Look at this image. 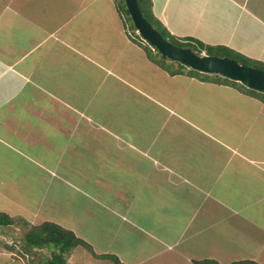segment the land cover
Returning a JSON list of instances; mask_svg holds the SVG:
<instances>
[{"label": "crops", "instance_id": "crops-1", "mask_svg": "<svg viewBox=\"0 0 264 264\" xmlns=\"http://www.w3.org/2000/svg\"><path fill=\"white\" fill-rule=\"evenodd\" d=\"M117 1L0 0V187L5 190L0 211L11 217L24 211L31 224L61 225L41 212L43 201L67 183L82 189L92 175L83 171V160L112 156L110 148L101 152L97 144L108 137L109 146L124 156L123 172L113 168L107 175L121 177L126 191L131 176L136 178L124 211L112 203L105 209L126 221L128 231L146 234L142 246L151 252L127 259L130 242L120 240L122 250L98 249L86 236L96 254H116L126 264H176V248L188 238L193 250H178L188 264L206 257L222 264L244 259L264 264L261 93H250L240 81L187 70L172 74L157 65L124 26ZM151 3L173 36L264 62V0ZM146 172L153 190L147 189ZM27 176L42 180L38 208L27 205L24 194L19 201L9 194ZM147 192L155 194V205L146 210ZM142 196L141 207L135 205ZM139 209L154 229L136 222L133 213ZM62 226L77 234L76 223ZM164 232L173 235L165 239L159 234ZM257 239V253L233 251L220 259L218 242ZM169 250L175 251L173 259L165 255Z\"/></svg>", "mask_w": 264, "mask_h": 264}, {"label": "rangeland", "instance_id": "rangeland-1", "mask_svg": "<svg viewBox=\"0 0 264 264\" xmlns=\"http://www.w3.org/2000/svg\"><path fill=\"white\" fill-rule=\"evenodd\" d=\"M146 4H148V2H145V5ZM169 38L173 40L174 42H176V44H179L180 46L187 45V43H185L182 39L174 38V37H169ZM216 53H223V51L217 50ZM228 54L231 57L236 58L244 63L264 69V62L251 60L250 58H248V56L246 58L245 57L246 55H242L236 51L229 50V49H228ZM170 61H171L170 66L174 67L176 65L175 67L177 69H181L180 65L182 63L178 61H172V60ZM164 62L165 61H162V64H164ZM156 64L160 65L159 63H156ZM162 68L164 67L162 66ZM182 69H185L191 73H196L199 75L204 74V75H210L216 78H221L223 81H229V83H232V84H234L235 82L233 79L225 77L221 74L205 73L197 69L189 68L185 65L183 66ZM149 72L154 73V71L152 70H150ZM244 86L246 87V85ZM246 88H247L246 89L247 91H249L250 93H253L254 89L249 88V87H246ZM260 95H263V94H260ZM107 140H108V137L104 138L103 143L100 142L97 144L99 146L100 151H101V148L102 149H106V147L110 148L112 152V156L102 154L98 156L99 158L98 157L95 158L92 156V159L89 158L88 160H83V162L86 163L84 164L83 171L86 169V171H84L85 174H89V173L92 174L90 176L91 179L87 180L85 186L82 189L80 187L74 189L72 187H68V183H67L65 184L66 186L64 187L58 186L55 189L53 188L50 193H55L56 196L53 199L49 198V200H47L46 202L43 201V205L48 210L46 208L42 210V206H41V212L47 211L52 217L56 219V221L61 222V225H64L65 222L71 226L73 223H76L78 225L76 227L77 234L80 233L84 235L83 236L84 239L86 238V236L90 237L91 243L93 244L94 242L98 249H103L104 247H108L110 245L112 248L116 250H122L123 248H122V243L120 244V240L124 239L127 242H130L129 249L125 251L124 257L126 258L128 257L127 259H129L131 258V256L133 258L136 256L138 257L143 256V255H146L145 253L151 252L150 250L145 249L147 248V246H144V247L142 246V244H144L145 241H147L145 239L146 234H144V236L143 235L140 236V234L136 231H128L129 224H126V221L122 220L119 216L112 213L109 209H105V206H104V205H107L108 203H112L115 206L121 207L122 212H123L124 211L123 207L126 204L125 202L126 199L124 197L126 196V192L130 190H131L130 196L132 195V190H135L133 186L134 178H136V177L131 176V186L128 187V190L126 191L127 186L123 184L121 177L119 179V176L117 175L115 176L107 175L110 172H112L113 168H116V169L121 168V172H123V169L120 164L122 163L121 161L124 156V151L121 152L117 148L110 147L108 142L112 143V141H107ZM130 152H133V151H130ZM131 154L133 155V153ZM113 159H117V161H112ZM51 161H52V158H51ZM34 164H36L35 159L28 162L27 166H30L29 168H32ZM150 164L151 163L147 165V171H148ZM16 169L18 170V172H21L22 170L21 167L18 165ZM125 174L126 173H124V175ZM148 174L149 173L146 172L147 189L153 190L154 186L148 183ZM19 180L20 179H18L17 177V181ZM16 185H18L19 187ZM42 186H43L42 180L40 182L38 180V177L27 176L26 179L24 180L22 178L19 184L15 183L14 188H12L14 192L9 193V191H7L6 196L9 193L14 196V201H19L21 200L20 197H22L24 194L25 199L23 201H25L27 205H29L31 202L32 207H34V205L37 203L36 208H38L37 198H38V195L40 197V193H42L41 192ZM1 189L2 191L0 194V200L3 201L4 200L3 195L5 194L4 186L0 187V190ZM22 189H23V193H22ZM25 190L27 191V193H24ZM153 195L155 194L147 192V206L148 207L146 208V210L154 208L155 200L151 199V196ZM117 198H120V200H116ZM143 200H144L143 196H142V199L138 198L135 205H138V206L140 205L141 207ZM1 201H0V204L4 203ZM21 205H24L23 202H21ZM41 205H42V202H41ZM23 214H24V211L19 212L18 214H15L12 217L17 218V220H20L23 218L27 220L28 222L30 221L31 223L34 222L31 220L30 217H27L26 215H23ZM133 214L135 215V220L137 223H140L149 229L155 228L154 226L149 225L146 221H144L145 217L142 219L144 215L141 214L140 209L137 212H134ZM148 219L151 220L149 216H148ZM15 225L12 224L10 225V227L8 226L4 227L5 231L3 232L0 231V264H28L27 259L24 256L22 257V255H20V253L18 252L19 250L15 251L13 248L9 249V247L5 246V243L8 242L10 244L11 243L14 244L15 245L14 247L20 250L22 248L21 238L23 237L25 230H24V227H20L18 225L15 226ZM14 226L16 228V231H14ZM161 227L163 228V225H161ZM133 228L137 229V227H133ZM11 232H15L17 234L15 238L13 235L14 233L11 234ZM17 232H19L20 236L18 235ZM164 233L165 234L163 233H159V234L164 236L165 239H169L170 236L173 235L172 233H168V232H164ZM130 234H132L131 241L128 239V236ZM112 239H117L118 242L110 243ZM219 243L220 242H218L220 249L218 252H219V255H221L220 256L221 260L229 259V257H231V252L233 253V251L234 252L235 251L245 252V254L247 255L255 254V252L257 253L259 251V245H260V242L258 239L249 241V242H237V241L228 242L227 241V242H222L220 244ZM181 247L183 250L184 249L185 250L187 249L190 251L193 250L192 248L190 249L188 238H184L181 241V244L178 245L176 250L178 249L181 251ZM178 250L176 251V264L180 262H183L182 264H188V260L183 258L181 255H179ZM36 252L38 254H42L45 256L48 255V252L43 249L41 251L37 250ZM174 252H175L174 250H169V252L165 255L166 257H170L172 256ZM31 254H34V252ZM31 254H29V258H31L32 256L33 257L35 256V254L34 255H31ZM206 258H212L218 261V259L214 257H206ZM172 259H173V256H172ZM191 259L192 260H190L191 261L190 264H194V258H191ZM198 259H205V258H198ZM18 260H20L21 262H19ZM153 261H155V258L153 259ZM218 262L220 263V261ZM169 263L170 262H168V264ZM68 264H116V263H114V261L109 258L108 259L97 258L92 254V252H90L88 248L79 246V247H76L71 253V255L68 257Z\"/></svg>", "mask_w": 264, "mask_h": 264}, {"label": "trees", "instance_id": "trees-1", "mask_svg": "<svg viewBox=\"0 0 264 264\" xmlns=\"http://www.w3.org/2000/svg\"><path fill=\"white\" fill-rule=\"evenodd\" d=\"M145 2H148V4L145 5ZM150 2L151 0H139V5H140V8L143 14L146 16V18L150 22H152V24L156 28H158L162 32V34L166 38H168L171 42L176 44V42L171 40L169 37H174V38H177V37L170 34V32L164 27V25L154 16V13L152 12V9H151L152 3ZM117 7L124 20V26L128 29L130 35H135L139 39L138 42L142 44V46H144V49H146V52L151 60H153L156 63H159L160 66L162 65L164 69L168 70L172 74L181 73L182 71L185 70L182 68L184 65L185 66L187 65L182 63L181 61L168 58L166 55L160 53L158 49L156 50L153 49L152 45H149V44H148L149 46L146 44L143 45L145 41L136 32V28L130 16L129 10L127 9L125 1L118 0ZM135 36L133 37L136 38ZM182 40L185 43H187V45L185 46L191 47L194 51L200 54H202L204 51H206L207 54H218V55L228 54V48H225L222 46L206 45L202 42H199L198 40L194 38H183ZM217 50H222L223 53H216ZM170 60L178 61L182 63L180 65L181 69H177L175 67L176 65L175 66L173 65L174 67L170 66L171 65ZM162 61H165L164 64H162ZM254 91L260 92L261 94H263L261 96H262V99H264L263 91H258L255 89ZM12 224L14 225L16 224L20 227H24L25 232L23 234V237L21 236L22 237L21 238L22 248L20 250L14 247L15 246L14 244L12 243L10 244L8 242L5 243V246L9 247V249L13 248L15 251L19 250L18 252L20 253V255H22V257L24 256L27 259L28 264H31V263L33 264H68V257L71 255L73 250L78 246H83V247L88 248L90 252H92V254L97 258H104V259L109 258V259H112L114 263L116 264H126L122 262L116 254H111V253L96 254V252L93 249V246L88 241L78 236L72 229L66 228L58 224L57 222L45 220L39 224H31L30 222H28L27 220L23 218L20 220H17V218L11 217L8 213L0 211V231L2 232L5 231L4 227H7V226L10 227V225ZM15 226H14V231H16ZM17 233L20 236L19 232ZM11 234L14 235V238L17 235L15 232H11ZM42 249L48 252L47 256L38 254L36 252L37 250L41 251ZM33 252L35 256L34 257L32 256L31 258H29V254ZM34 254H31V255H34ZM18 261L21 262L20 260ZM194 264H220V263L215 259L205 258V259H194ZM230 264H260V263L255 260L244 259V260L232 261Z\"/></svg>", "mask_w": 264, "mask_h": 264}, {"label": "water", "instance_id": "water-1", "mask_svg": "<svg viewBox=\"0 0 264 264\" xmlns=\"http://www.w3.org/2000/svg\"><path fill=\"white\" fill-rule=\"evenodd\" d=\"M137 32L168 58L181 61L190 68L219 73L240 81L247 87L264 92V69L244 63L229 55L197 53L166 38L143 14L139 0H125Z\"/></svg>", "mask_w": 264, "mask_h": 264}, {"label": "clouds", "instance_id": "clouds-1", "mask_svg": "<svg viewBox=\"0 0 264 264\" xmlns=\"http://www.w3.org/2000/svg\"><path fill=\"white\" fill-rule=\"evenodd\" d=\"M124 1H125V0H124ZM125 4H126V3H125ZM127 9H128V8H127ZM130 16H131V15H130ZM157 29H158V28H157ZM158 30H159V29H158ZM159 31H160V30H159ZM136 32H137V30H136ZM160 32H161V31H160ZM137 33H138V32H137ZM161 33H162V32H161ZM138 34H139V33H138ZM139 35H140V34H139ZM140 36H141V35H140ZM141 38L145 41L144 43H145L146 45H148V44H149V45H152L148 40H146V39L143 38L142 36H141ZM149 45H148V46H149ZM152 46H153V47H152L153 49H155V50L158 49V48L155 47L154 45H152ZM160 53H161V52H160ZM203 53H205V52H203Z\"/></svg>", "mask_w": 264, "mask_h": 264}]
</instances>
